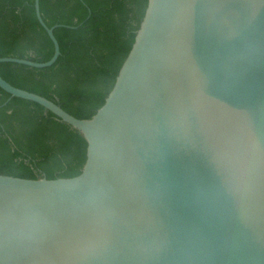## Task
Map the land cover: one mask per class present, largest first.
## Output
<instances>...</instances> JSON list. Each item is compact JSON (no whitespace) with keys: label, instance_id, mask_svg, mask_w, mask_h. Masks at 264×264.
Masks as SVG:
<instances>
[{"label":"water","instance_id":"1","mask_svg":"<svg viewBox=\"0 0 264 264\" xmlns=\"http://www.w3.org/2000/svg\"><path fill=\"white\" fill-rule=\"evenodd\" d=\"M35 14L60 53L56 24ZM73 176L0 173V264H264V0H147Z\"/></svg>","mask_w":264,"mask_h":264},{"label":"trees","instance_id":"2","mask_svg":"<svg viewBox=\"0 0 264 264\" xmlns=\"http://www.w3.org/2000/svg\"><path fill=\"white\" fill-rule=\"evenodd\" d=\"M146 4L147 0H39L46 24H56L58 57L44 67L0 61V74L77 117H90L113 85ZM52 52L34 0H0V56L43 61ZM86 145L81 132L52 111L0 87V173L73 176L84 163Z\"/></svg>","mask_w":264,"mask_h":264}]
</instances>
